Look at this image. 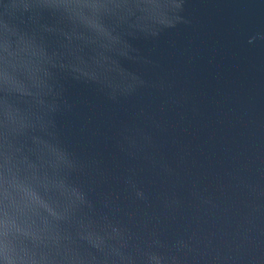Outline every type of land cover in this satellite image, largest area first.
Masks as SVG:
<instances>
[{"label":"water","instance_id":"water-1","mask_svg":"<svg viewBox=\"0 0 264 264\" xmlns=\"http://www.w3.org/2000/svg\"><path fill=\"white\" fill-rule=\"evenodd\" d=\"M0 264H264V0H0Z\"/></svg>","mask_w":264,"mask_h":264}]
</instances>
